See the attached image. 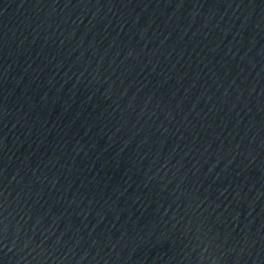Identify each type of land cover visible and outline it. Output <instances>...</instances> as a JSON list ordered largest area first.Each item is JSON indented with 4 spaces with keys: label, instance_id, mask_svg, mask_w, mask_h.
<instances>
[{
    "label": "water",
    "instance_id": "1",
    "mask_svg": "<svg viewBox=\"0 0 264 264\" xmlns=\"http://www.w3.org/2000/svg\"><path fill=\"white\" fill-rule=\"evenodd\" d=\"M0 264H264V0H0Z\"/></svg>",
    "mask_w": 264,
    "mask_h": 264
}]
</instances>
